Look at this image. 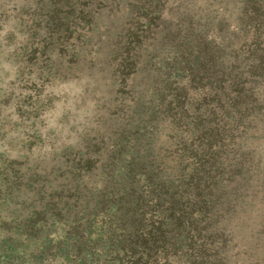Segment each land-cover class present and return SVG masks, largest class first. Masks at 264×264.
I'll use <instances>...</instances> for the list:
<instances>
[{"label":"rangeland","instance_id":"374dc122","mask_svg":"<svg viewBox=\"0 0 264 264\" xmlns=\"http://www.w3.org/2000/svg\"><path fill=\"white\" fill-rule=\"evenodd\" d=\"M252 3L264 15V0H0V264H123L120 256L112 258L126 245L110 225L113 218L128 219L124 234L156 237L173 230L165 220L171 195L160 207L163 201L146 195L145 176H134L147 171L155 155L187 184L192 168L180 161L177 131L161 100L185 97L195 109L220 81L224 87L243 83L256 105L264 99V38L235 33L242 38L223 52L225 68L212 62L227 79L220 73L213 85L193 90L185 70L195 68L196 53L184 54L179 69L170 64L173 47L185 36L194 42L175 26L195 14L217 45L224 29L231 39L238 23L250 22ZM128 33L147 37L148 44L133 50L139 65L123 71L119 40ZM216 125L221 135L231 134L237 150L223 163L224 184L243 185L229 196L242 201L219 223L227 238L219 249L229 264H264V116L241 112ZM83 157L92 169L82 168ZM142 191L136 215L135 200L125 194L136 199ZM200 217L194 212L187 229H199ZM74 219L81 224L69 229ZM176 239L182 248L194 242L186 231Z\"/></svg>","mask_w":264,"mask_h":264},{"label":"trees","instance_id":"16d2710c","mask_svg":"<svg viewBox=\"0 0 264 264\" xmlns=\"http://www.w3.org/2000/svg\"><path fill=\"white\" fill-rule=\"evenodd\" d=\"M257 8L258 6L252 3L246 14L247 21L249 20L250 22H247L245 25L242 24V21L238 23V32H234L231 39H228L230 37V34L227 32L228 30L224 29V34L217 36L219 40V44L217 45V39H209L208 30H203L204 27H207V22L201 24L200 20H198L199 22L195 21L193 19L195 14L192 13L186 15L189 17L187 18V23H184L180 18L178 19L179 24L175 27H183V32L190 34L195 43L190 41L188 36H185L187 40L185 42L184 39L185 43L183 45L179 44L177 47H173L174 54L173 58L170 59V64L172 66L178 65L177 69H179L181 65L178 63V60H181L184 54L190 55L193 52L196 53L194 57L195 65H192L195 68L193 70L191 68L185 70L189 77V84L192 85L193 90L199 89L200 85L214 84L213 79L216 76L219 77L222 71L213 63L221 65L223 69L225 68L223 66V52L226 48H230L231 44L242 38L239 34L238 38H235V35H237L235 33L242 32L246 36L253 33L257 36L256 41L264 38V23L261 25L258 20L261 16H263L261 18L264 20V15L260 13L261 7L258 10ZM154 12L149 11L151 14ZM208 16L209 11L207 10L202 15V18L207 21L209 19ZM146 17H150V15H146ZM144 18L145 16L143 17L142 15L136 16L135 24L143 21ZM192 21H195V23H192ZM146 23L148 24V30H154L151 21H146ZM242 28L245 29L243 30ZM177 33V30L173 33L174 38ZM146 38L136 34L129 35L128 33V36L122 37L119 40L125 51L123 58L121 56L120 61L118 60V68L124 71L126 70V66L129 69H133V67L139 65L138 57L135 58L133 50L140 51L141 46L143 48L144 44H148ZM114 42L115 40L112 39L107 40L106 43L113 44ZM233 59L237 62L235 57ZM124 61L129 62V64L124 65ZM133 72L128 73L130 75L134 74ZM221 74V77L224 76V78L220 77V79H227L223 73ZM245 79L243 82H245ZM222 83L223 81H220L219 85L215 83L219 88L210 86L208 98L205 96L200 105L196 106L195 109L192 108L190 102L185 97L181 99L175 96L172 97V101L168 102L165 101L166 99L161 100L159 107H166L165 112L171 118L169 125L172 128L174 127V132L177 131V141L174 142L175 150L180 155V161L185 165L189 162L192 169L189 175L186 174V185L183 181H180L181 177H183L182 173L180 175L176 174L174 168L171 169L162 158H157L155 155L151 161L156 165L152 164L149 160L146 164L148 166L147 171H143L141 168L135 171L136 174L134 176L138 174L145 176L147 183L146 195L148 198L150 197L151 200H155L159 204H162L161 201H163L160 207H163L165 204L164 202L167 200L166 196L169 198L168 195H171L172 200L167 201L169 203L168 209L170 214L168 219L165 220L169 221V225L173 230L163 231L159 235H156V237H150L144 235V233L135 234V231L134 234H124L122 232H124L126 224H129L128 219L117 221V218H113L110 225H115L116 230H120L121 236L124 238L123 242L126 243L122 249L118 248L115 256L112 254L113 260L117 256H120L121 260L119 262H123V264H126V262L127 264H186L184 260L188 256L192 258V264H229V259L224 252H221L218 246L219 243L224 247L227 245V238L223 234L224 229L219 227V223L222 222V217L231 209L235 211L238 202L242 201L240 195L236 198H230L229 196L235 190L241 189L243 185H235L233 188L228 189L227 185L224 184L226 181L225 176L228 173L226 172V167H223V163L231 160L233 157H228L232 152L235 154L237 150H234L235 141L231 134L221 135L216 128V124L221 123L225 126L229 117L238 116L241 112L246 116L254 115L256 117L261 112L262 116H264V99L256 105L254 101L249 99L248 93L251 90H245L246 85H243V83L237 82L234 85L232 82V85H228L227 87H224ZM248 89L251 88L249 87ZM247 99L250 100L252 105L247 106L245 104ZM171 104L173 105L171 106ZM155 109L156 106L150 109V116L155 115ZM237 126L239 127V125ZM227 130L229 131L230 129L227 128ZM235 131L234 133H236ZM152 154H154V151L150 152V156ZM82 160L83 169H92L89 165V159L83 157ZM71 165L73 168H76L74 164ZM146 166H144L145 169ZM66 167L70 168V165L67 164ZM235 167L236 174H240V168L236 162ZM185 170L186 168L183 169V171ZM131 194H134V192L132 191ZM125 196L131 200H135L133 211L137 215L141 208L139 203L141 198H143V191L139 193L136 199L135 197L134 199L131 198L129 194H125ZM102 209L103 207H100V211ZM194 212H197L201 216L200 219L203 223L197 230H188L187 228L191 226L190 220ZM80 222V219L72 220L69 224V229L75 228L77 224L80 225ZM176 230L180 231L178 235L183 234L185 231L187 234L192 235L194 242L191 247L187 245V247L182 248L181 244H178L176 239L178 235L176 236L172 233V231L176 232ZM75 255L78 258L80 253L76 252Z\"/></svg>","mask_w":264,"mask_h":264},{"label":"crops","instance_id":"0c3cea01","mask_svg":"<svg viewBox=\"0 0 264 264\" xmlns=\"http://www.w3.org/2000/svg\"><path fill=\"white\" fill-rule=\"evenodd\" d=\"M38 82V81H37Z\"/></svg>","mask_w":264,"mask_h":264}]
</instances>
